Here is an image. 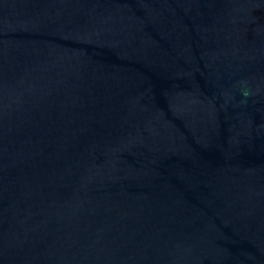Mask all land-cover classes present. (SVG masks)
Segmentation results:
<instances>
[{
	"label": "water",
	"instance_id": "1",
	"mask_svg": "<svg viewBox=\"0 0 264 264\" xmlns=\"http://www.w3.org/2000/svg\"><path fill=\"white\" fill-rule=\"evenodd\" d=\"M0 264H264V0H0Z\"/></svg>",
	"mask_w": 264,
	"mask_h": 264
}]
</instances>
